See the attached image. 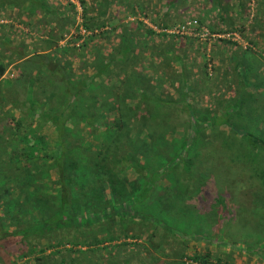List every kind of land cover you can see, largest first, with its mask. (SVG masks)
Masks as SVG:
<instances>
[{"label": "trees", "instance_id": "16d2710c", "mask_svg": "<svg viewBox=\"0 0 264 264\" xmlns=\"http://www.w3.org/2000/svg\"><path fill=\"white\" fill-rule=\"evenodd\" d=\"M241 165L264 210V0H0V264H236Z\"/></svg>", "mask_w": 264, "mask_h": 264}, {"label": "rangeland", "instance_id": "374dc122", "mask_svg": "<svg viewBox=\"0 0 264 264\" xmlns=\"http://www.w3.org/2000/svg\"><path fill=\"white\" fill-rule=\"evenodd\" d=\"M237 40L240 41L238 37ZM241 166L245 171L243 173H246L243 175L244 178L247 180L244 181V187L246 188L240 193L243 197L232 198L231 204L234 206L242 204L243 206H246L248 208H241L240 213L237 214V220L235 221L236 225H234L233 227L235 229V233L230 237L229 234H224L223 232V234L221 235L222 241L219 242L218 245L216 243L207 244L204 241L197 242L195 246L193 244L190 245L193 249L198 250L209 248L215 255L220 258H223L224 256H228L233 253L232 247L236 246V256L234 257V261L236 264H263L258 262V257L256 256L248 257L244 249L245 247H253L255 245L254 241L257 242L256 245L258 249H264V227L262 223V218H264V210L259 209L260 207L255 206V204L252 206V203L254 202V193H257L256 188L252 185L253 180H251L253 179V177L256 178V174L253 172V168H251L249 165ZM224 167L221 169V172L225 169L228 170ZM233 168L235 169V174H238L240 172L239 166L235 165V167ZM228 171L226 172V174L225 172L222 173V175L224 176H221V179L219 178V180L222 184L229 183L232 185L233 178L232 174L230 173H232L233 170L229 169ZM231 187L234 188L236 194V191H238L239 188L234 185H232ZM261 191L264 197V187H262ZM234 229L232 230L234 231ZM225 230L229 231V233L232 232L229 227H226Z\"/></svg>", "mask_w": 264, "mask_h": 264}]
</instances>
